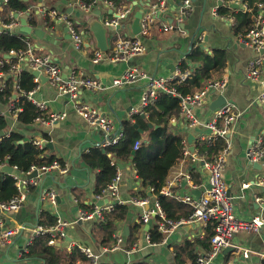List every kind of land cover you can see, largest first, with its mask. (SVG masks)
Wrapping results in <instances>:
<instances>
[{
    "label": "crops",
    "instance_id": "obj_1",
    "mask_svg": "<svg viewBox=\"0 0 264 264\" xmlns=\"http://www.w3.org/2000/svg\"><path fill=\"white\" fill-rule=\"evenodd\" d=\"M134 1L129 0L122 7L116 8V11L133 6ZM136 1L138 5L134 6V14L140 9L146 11L151 4V0ZM183 1L166 0L168 11L161 15L159 21L153 24L150 34L144 38L147 46L145 54L136 56L127 63H110L108 61L94 63L95 50L99 48L86 21L93 18L94 14L85 12L80 7L78 0H42L31 5L33 17L31 16L30 19L27 15L20 13V18L27 19L28 25L45 31L43 38L22 33L20 20L16 26L11 29L8 28L9 23L4 20L6 17L5 3L4 0H0V32L7 30L13 35H24L34 48L49 52L63 71L64 77H67L72 71H77L86 77L100 80L104 89L94 92L82 90L79 101L101 110L113 120L117 128L121 126L122 122L133 119L134 116L131 112L134 108L140 107L147 86V82L144 80L126 88H109L113 80L126 70L139 68L148 76L169 79L179 72L181 63L196 49L204 51L211 58H216L219 53L222 54V68L214 71L209 81L226 80L227 85L223 93H211L206 104L192 107L190 110L193 118L200 121L203 126L190 128V121L182 109L179 117L171 118L168 129L175 135H181L190 149L192 147L197 148L198 144L211 134V130L204 126L210 123L214 116V111L210 109V105L220 95H224L227 102L235 106V112L240 114V118L235 124L234 133H231V151L223 172V180L229 196L233 198L236 216L240 220H250L258 214H264V205L260 206L254 200V196L264 198V162H260L263 170L258 171L246 157L247 149L256 140L260 138L264 141V104L259 102V97L264 91V79L252 80L247 78V66L259 54L239 40V36L243 34L236 35L234 27L236 14L242 11L249 13L251 11L241 0L232 3L222 0L221 5L217 0H192L189 15L182 23H178L177 18ZM40 3H43L41 8L39 7ZM232 4L239 7L233 8ZM221 6L226 10V14H219L218 9ZM54 10L59 14L67 15L70 21L75 22L82 29L88 30L89 35L82 48L77 49L74 46L65 22H58V20L49 17L53 24L48 23V16L45 15V11ZM97 10H101V17L99 18L102 22L112 15V9L103 6L102 2L99 3L94 12ZM12 14L13 12L10 13V17L8 16L9 19L12 18ZM134 14L124 20L122 25L113 33L109 31L110 49L104 53L110 54L112 52L118 37L125 39L134 36L132 31ZM251 14L253 22L254 12ZM31 18H35L36 25L30 22ZM160 22H167L179 26V28L164 30L159 27ZM200 35L204 36V40L197 43V38ZM260 54L264 55V52ZM4 56L5 54L0 52V58ZM188 63L191 67L190 70H187L189 72H193L202 66L200 62L193 60L188 61ZM21 70L30 71L26 62L21 64ZM103 80L105 84L102 82ZM171 85L173 84L171 83ZM20 96L21 94H18L16 98L18 99ZM37 99L47 104V110H45L47 115L66 113V118L52 125H47L38 119L32 125L23 127L10 116L8 112L9 103L4 104L1 99L0 115L9 121V132H19L28 139L44 140L48 146L50 144L51 147L46 146L45 155L58 160L60 165L67 169V172L53 170L43 175L37 186L28 189L27 200L23 206L18 211L3 215L8 226L16 227L19 224L26 226V230L18 233L8 246H0V264H42L39 261L21 260L23 252L20 250H25L32 245L35 237L31 231L41 220L43 221V216L52 214L56 219L74 222L79 218L81 212L91 211L94 205L98 204L96 202L98 193L96 192L100 172L90 168L85 163L83 156L94 149L105 148L102 146L104 140L102 132L97 127L89 125L77 114L75 109L77 100L58 95L50 81L40 83ZM145 111L141 114L147 120L149 115ZM150 125L151 129L158 128L153 123ZM140 133L144 141L148 134L144 131ZM190 135L194 137L192 143L189 142ZM205 160L210 159L207 157ZM121 165L124 168L120 169L122 179L119 198L121 204L131 206V214L126 223H120L118 226V233H121L124 238L123 248L116 252L102 254L99 263L133 264L140 260H148L157 264H176L174 259L176 246L187 240L192 242L204 241L208 228L199 223H196L190 231L178 228L165 235V244L148 245L145 239L148 232L146 226L149 225L150 229L157 226L156 220H151L149 224H142L141 216L146 209L136 202V198H141L144 194L147 195L148 206L152 207L157 201L156 196L151 192L149 186L142 184L131 161ZM182 174L191 175L192 185L183 182L181 187L176 188V196L168 197L178 202L180 201L177 197L193 194L194 190L208 185L209 173L201 161L193 163L189 158L179 159L169 171L166 182ZM247 184L250 185L249 188L245 187ZM48 190H54L57 193L54 205L41 203L42 192ZM150 193L152 196L149 195ZM98 223V221L86 220L80 224H73L68 228L66 240L60 242L61 246H56V248L68 254L74 247L85 246L92 248L98 255L101 254L102 248H111L115 240L110 246L99 244L93 236V230L97 228ZM137 224L141 225L138 230H136ZM126 228H128V236L124 235ZM129 236L135 239L132 245ZM29 242L30 244L27 245ZM234 243L253 251L262 252L264 251V232L253 234L241 231L236 234ZM135 244H139V248L133 254H128L127 250L133 248ZM201 250L205 249L197 246L198 253ZM229 253L219 256L212 264H226L233 258L231 254L230 259H227L226 255ZM237 264H261V261L254 256L249 260L241 258Z\"/></svg>",
    "mask_w": 264,
    "mask_h": 264
},
{
    "label": "built area",
    "instance_id": "obj_2",
    "mask_svg": "<svg viewBox=\"0 0 264 264\" xmlns=\"http://www.w3.org/2000/svg\"><path fill=\"white\" fill-rule=\"evenodd\" d=\"M222 2V0H217ZM103 3V6L112 9V15L103 20L105 27L113 31L122 25V22L134 14V6H128L122 10L116 11V6L109 1H95L91 6L85 5L81 0H78L80 7L89 14H94L99 3ZM7 3V0H4ZM192 0H184L179 10V16L177 18L178 23H182L184 19L189 15L191 11ZM168 3L166 0H151L149 12L143 14L141 20V32L138 35H134L130 38H120L115 40L114 48L110 54H106L99 49L95 50L94 63L101 61H108L110 63H127L136 56L145 54L147 46L144 42V38L150 34L153 24L159 21L162 14L168 11ZM17 14V13H16ZM15 13L11 15L12 21L8 28H12L18 24V19L15 18ZM20 14V13H18ZM45 15L58 22H65L69 29L72 42L77 49L83 47L87 36L89 35L88 30L82 29L75 22L68 19L65 14H59L57 11H45ZM159 27L164 30H175L179 26L168 24L167 22H160ZM3 32H9L7 30ZM0 32V35L3 33ZM11 33V32H10ZM115 33V32H114ZM197 40L199 43L203 42L204 36L200 35ZM239 40L246 46L253 48V50L259 54L253 58L247 66V78L252 80L264 79V55L260 54L264 51V1L258 3L257 10L254 12L253 17V28L246 34L240 35ZM42 51V52H39ZM6 55V54H5ZM8 55L12 56L11 59L7 57L0 58V94L4 93L7 81L10 78L16 77L20 74L21 64L27 63L30 71L39 72L49 78L51 85L57 90L58 95L67 96L77 100L75 109L77 114L83 118L89 125L97 127L103 134V147L115 146L124 137L123 130H119L113 120L101 112L98 108H95L89 104H85L79 101V96L82 90L89 91H100L104 89L103 84L100 80L86 77L81 72L72 71L67 77L63 76V71L57 62L54 61L52 55L49 52L34 48L28 42V48L26 51L19 53L11 51ZM16 57L17 63H12V59ZM8 66V70L4 68ZM34 76V82L36 87L29 91L24 92L25 96L31 101L36 109L41 111L47 110V104L37 99V93L40 88L41 80L38 76ZM191 78V72H177L173 77L169 79L155 78L148 76L146 73L141 71L139 68H132L126 70L122 75L115 78L110 85L111 89H121L129 86H134L144 80L147 82L146 90L143 93L141 104L139 108H134L131 112L133 116L144 113L145 109L148 108L158 98L160 93H165L172 96H177L181 99L182 109L190 121L189 127L195 128L202 123L193 118L191 113V107L202 106L207 103L208 97L211 93L219 92L223 93L227 82L226 80L220 81H209L205 87L197 91L192 96L183 97L176 91V85L184 84L188 79ZM171 83L173 85H171ZM259 102L264 104V91L259 97ZM17 98L10 100L8 105V112L13 120L17 121L19 114L22 112V108L17 106ZM66 113H52L49 115L47 120L39 119L45 122L47 125H52L57 121L64 120ZM240 118V114L235 112V106L231 103H226L221 108L214 111L213 119L210 123L205 124L207 128L211 130V134L203 139L208 143H214L218 139L224 141V148L213 160H205V156L198 153L196 147L195 152H191V149L183 142L182 158H189L193 163L202 162L204 168L209 173L208 184L211 186L209 189H205L201 196L195 197L193 194H187L183 197L179 196L177 199L186 204L189 209V215L187 218L181 219L180 221L174 222L169 220L166 216L165 211L162 209L158 201L155 202L154 206L149 207L141 216L142 224H149L151 220H156L158 231L164 235V240L161 243H152L150 235L147 234L146 241L150 246L163 245L166 242V234L171 231L178 229L180 226H188L199 223L202 226L208 227L210 224L214 226V233L209 242V248L201 250L197 256V264H212L219 256L224 254L227 248H233L230 252L233 258L226 264H237L242 258L249 260L252 257H257L261 262L264 261V251L257 252L253 251L243 245L234 243V239L237 233L241 231L260 234L264 232V214H258L252 217L250 220H240L234 210L233 198L229 196L227 186L223 180V172L226 168L228 156L231 151V133H234L235 124ZM203 126V125H202ZM8 132L7 135H9ZM29 142L33 143L42 150L46 149V142L39 139H29ZM142 143L136 141L134 145V151L139 150ZM246 157L250 161V164L260 163L264 159V141L258 139L255 143L247 149ZM117 168V173L111 183L104 187L99 194L96 195V202L108 200V203L100 207L95 204L93 209L88 212H81L79 218L74 222H67L62 219H57L56 223L51 227H44L37 224L32 229L34 237L43 236L50 234L51 239L49 245L57 246L58 243L66 240L68 235V228L73 224H80L86 220L102 221L104 220V214L110 213L114 210L117 204H121L119 198L120 182L122 179L121 170L119 164L112 163ZM7 166H12L8 162L0 164V174H8L4 169ZM13 167V173L10 175L16 182L18 194L9 203H1L0 209V246H8L13 238L18 233L26 230V226L17 225L16 227H10L6 224L3 215L18 211L27 200V191L30 187L37 186L41 180V177L53 170H59L63 173L67 172L58 160H54L49 165L43 166H32L30 171L27 173L21 172L17 166ZM37 171L38 176L30 178L31 174ZM183 182H187L192 185V177L190 174H182L177 176L173 180L165 183L160 190V194L164 197H175L176 188L181 187ZM247 188L250 185H245ZM153 192V189H151ZM57 193L54 190H48L42 192L41 203L44 205H54L56 203ZM254 200L261 206L264 205V198L254 196ZM141 206L145 207L148 205L147 199H137L136 201ZM114 244L111 248L104 247L101 250V254L95 253L90 247H80L82 252L86 255L88 262L86 264H100L99 258L102 254L107 252H116L123 248L124 238L121 233L114 234ZM30 242L27 244L29 245ZM139 248V244H135L133 248L127 250L128 254H133ZM27 248L24 250L26 251Z\"/></svg>",
    "mask_w": 264,
    "mask_h": 264
},
{
    "label": "trees",
    "instance_id": "obj_3",
    "mask_svg": "<svg viewBox=\"0 0 264 264\" xmlns=\"http://www.w3.org/2000/svg\"><path fill=\"white\" fill-rule=\"evenodd\" d=\"M42 0H7L4 6L6 23H11L12 18L10 13H22L29 17L32 16L31 5L39 3ZM97 0H81L85 5L91 6ZM115 4L117 8L122 7L129 0H105ZM227 3H232L236 0H223ZM251 12L257 10L258 3L264 0H241ZM219 14H226V10L221 6ZM251 12H239L235 15V34H246L253 28ZM49 24H53L51 19L47 17ZM36 25L35 18L30 21ZM28 48V40L24 35H13L10 32H3L0 35V52L8 54L11 51L21 52L26 51ZM222 54H217L216 58L204 53L200 49H196L190 56L184 60L180 65V71L186 72L190 70L188 61L200 62L202 66L191 72V78L184 84L176 85V91L183 97L192 96L197 91L202 90L212 77V73L222 68ZM18 59L14 57L12 63H17ZM6 66L4 70H8ZM208 81V82H207ZM36 87L34 76L29 70L21 71L18 79L15 77L7 81V86L4 93L0 94V99L4 104H7L14 98V96L21 94L17 99V106L22 108L17 121L25 126L32 125L38 119L47 120L49 115L46 111L36 109L35 105L29 101L24 92H29ZM145 113L149 115L146 120L143 115H136L130 121L121 123L119 130H123L124 137L115 146L106 147L104 149L98 148L90 151L87 155L83 156L85 163L92 169L99 170L98 188L96 193L107 187L117 173L116 165L121 163L132 162L137 170V176L144 186H149L153 189V194L156 200L160 203L162 209L165 211L169 220L174 222L187 218L189 215V207L178 202L173 198L164 197L160 194V190L165 185L167 177L171 168L176 162L182 158L183 141L181 135H175L170 132L168 127L170 120L173 117H179L182 106L181 99L177 96L168 94H160L154 104L145 109ZM150 123L158 126L156 129L149 127ZM137 126V127H136ZM9 121L0 115V132H6V135L0 139V164L9 163L12 166H17L18 169L27 173L32 166H43L51 164L55 159L45 155V150L40 149L29 140L25 141L27 137L19 132H10L8 134ZM138 129L147 133L146 139L142 140V134ZM47 139V136L45 137ZM136 141H141L142 145L139 150H136L135 155L134 145ZM23 142V143H20ZM224 141L218 139L214 143L201 141L197 146L199 154L204 155L205 159H214L220 151L224 148ZM18 194L16 182L8 174H0V202L9 203ZM148 199L147 195L141 196L136 199ZM131 214V206L126 204H117L114 210L110 213H105L104 220L100 221L94 230L93 236L97 242L103 246H110L114 242V234L118 232L120 223L127 222ZM45 220V221H44ZM57 219L52 214H45L43 221L39 225L44 227H51L56 223ZM141 225H136V230ZM206 232L204 241L196 240L194 242L187 240L184 243L176 246L175 249V262L176 264H197V246L204 249L209 248L210 239L214 233V226L210 224ZM151 237L152 243H161L164 240V235L158 231L155 226L147 232ZM51 239L50 234L35 237L32 245L22 253L21 260L23 261H39L42 264H86L88 259L82 252L81 248L74 247L72 251L65 254L58 250L56 246L49 245ZM130 244L135 242L129 236ZM230 259L231 253L226 255ZM106 264V263H101ZM133 264H157L148 260H140ZM264 264V261L261 262Z\"/></svg>",
    "mask_w": 264,
    "mask_h": 264
},
{
    "label": "water",
    "instance_id": "obj_4",
    "mask_svg": "<svg viewBox=\"0 0 264 264\" xmlns=\"http://www.w3.org/2000/svg\"><path fill=\"white\" fill-rule=\"evenodd\" d=\"M24 1H28V0H24ZM99 1H102V0H99ZM221 4H222V2H220V5ZM137 5H138V2L135 0L134 3H133V6H137ZM39 7L40 8L43 7V3H40L39 4ZM232 7L237 9L239 6L236 5V4H232ZM149 11H150L149 9H147L146 11L144 9H140V10L136 11V13L134 14V22H133V26H132V31H133V34L134 35H138L141 32V20L143 18V14L145 12H149ZM99 17H101V10L95 11L94 12V15H93V18L86 20L87 21V26L89 28L90 33L92 34V36L94 38V41L97 44V47L101 51H103V52H108L109 49H110V46H109V39H110L109 38V31H111V30L104 26L103 22L100 20ZM15 18L18 19V20H20V22H21V25H22L21 32L22 33H24V34H26L28 36L35 35L38 38H43V36L45 34V31L43 29H41V28H34V27L28 25L27 19L20 18V14H18V13L15 15ZM68 31H69V29H68ZM262 52H264V51H262ZM5 57H7L8 59H11L12 58V56H10L8 54H6ZM33 74L35 76H38L40 78L41 83H45V82H48L49 81V78L47 76H45L43 74H40L39 72H33ZM15 79L17 80L18 79V76H16ZM102 82L105 84L104 80ZM213 93H215V91ZM67 96L70 97L69 95H67ZM14 98H16V95L14 96ZM226 103H227L226 97L224 95H220L210 105V109L212 111H216L217 109H219L222 106H224ZM150 127H152V125H150ZM199 127H202V125H200ZM138 130H139V132H142L143 131L141 129H138ZM5 135H6V132H4V131L0 132V139L3 138ZM193 139H194V137L192 135H190L189 142L192 143L193 142ZM27 140H29V139L26 138L25 141H27ZM20 143H23V142H20ZM46 146L47 147H51L50 144H49V146L48 145H46ZM191 152H195V147H192L191 148ZM135 153L136 152L134 151L133 152V155H135ZM262 162H264V159H263ZM253 166L258 171H262L263 170L262 163H259V162L258 163H253ZM119 167H120V169H123L124 168V166H122L121 164H119ZM4 169L6 170V172L8 174H12L13 173V167L12 166H7ZM37 175H38V173H37V171H35L34 173L31 174L30 178H35V177H37ZM209 188H211V186L208 184L206 187H203L201 189L194 190L193 194L196 195V196H198V197H200L201 196V193L205 189H209ZM149 195L152 196L151 193ZM107 203H108V200L106 199L104 201L98 202V206L102 207V206H104ZM145 209L147 211L149 209V206L148 205L145 206ZM1 213H2V211L0 209V214ZM194 225L195 224L188 225V226H180L179 228H183V229H185L187 231H190L194 227ZM149 229H150V226L147 225L146 226V231H149ZM124 235L125 236H128L129 235L128 234V228H126V230L124 232ZM57 246L60 247L61 246L60 243H58ZM20 251L21 252H24V249H21ZM232 251H233V248H227L224 251V253H228V252H232Z\"/></svg>",
    "mask_w": 264,
    "mask_h": 264
},
{
    "label": "bare ground",
    "instance_id": "obj_5",
    "mask_svg": "<svg viewBox=\"0 0 264 264\" xmlns=\"http://www.w3.org/2000/svg\"><path fill=\"white\" fill-rule=\"evenodd\" d=\"M197 43H199L198 41H197ZM182 106V105H181ZM38 176V175H37ZM140 200H143V199H140Z\"/></svg>",
    "mask_w": 264,
    "mask_h": 264
},
{
    "label": "rangeland",
    "instance_id": "obj_6",
    "mask_svg": "<svg viewBox=\"0 0 264 264\" xmlns=\"http://www.w3.org/2000/svg\"><path fill=\"white\" fill-rule=\"evenodd\" d=\"M110 36H111V39H112V34Z\"/></svg>",
    "mask_w": 264,
    "mask_h": 264
}]
</instances>
